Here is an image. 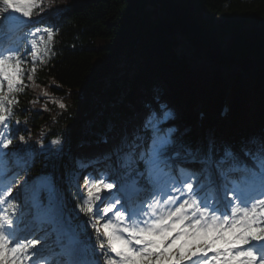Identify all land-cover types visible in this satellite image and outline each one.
I'll return each mask as SVG.
<instances>
[{
  "label": "snow or ice",
  "instance_id": "6c2138e0",
  "mask_svg": "<svg viewBox=\"0 0 264 264\" xmlns=\"http://www.w3.org/2000/svg\"><path fill=\"white\" fill-rule=\"evenodd\" d=\"M38 2L0 0V45L8 30L25 33L28 44L0 47V264H264V133L219 146L209 141L207 149L193 147L164 126L172 113L155 103L110 151L79 158L81 168L92 159L113 161L111 169L84 178L86 192L76 208L88 217L86 238L68 226L64 192L54 175L33 181L34 214L25 221L12 195L19 174L10 173L13 164H26L18 153L30 146L23 135L17 139L13 124L20 122L12 118L27 86L25 77L32 82L37 64L55 55V25L31 26ZM50 143L61 147L41 148L58 159L63 144L55 139ZM194 164L200 167H190ZM69 176L78 181L75 169ZM28 184L25 179L24 187ZM36 224L51 225V231L36 234L29 227ZM52 235L58 250L48 251ZM201 238L205 243L192 244L185 252L189 241ZM180 240L185 243L170 251ZM217 243L223 246L214 247Z\"/></svg>",
  "mask_w": 264,
  "mask_h": 264
},
{
  "label": "trees",
  "instance_id": "16d2710c",
  "mask_svg": "<svg viewBox=\"0 0 264 264\" xmlns=\"http://www.w3.org/2000/svg\"><path fill=\"white\" fill-rule=\"evenodd\" d=\"M55 10L57 16L48 19L58 30L55 55L37 67L32 82L26 78L31 87L15 108L16 132L31 136L29 146L43 126L67 133L74 143L95 105L125 97L120 114L126 116L147 107L163 88L179 110L184 129L178 138L184 143L204 148L209 141L219 146L264 133V0H45L43 11ZM230 76L231 124L219 121L217 113ZM38 86L53 91L66 107L52 105L40 114L33 94ZM205 93H211L205 139L197 142L193 104ZM22 153L27 158L28 151ZM65 160H59L62 166ZM42 162L36 155L29 177Z\"/></svg>",
  "mask_w": 264,
  "mask_h": 264
},
{
  "label": "rangeland",
  "instance_id": "374dc122",
  "mask_svg": "<svg viewBox=\"0 0 264 264\" xmlns=\"http://www.w3.org/2000/svg\"><path fill=\"white\" fill-rule=\"evenodd\" d=\"M172 110H173V112H172V115H173V116H174V114H175V115L178 114V111H179V110H177V109H175V108H173ZM171 117H172V116H171ZM172 118H173L174 121H169V123H171V124L173 125V127L175 128V131H176V132L180 133V132L183 130V127L179 124V122H177V121L175 120V118H177L176 116H174V117H172ZM12 195H13L14 197H16V198L19 197V196H18V193H17L16 190L13 191Z\"/></svg>",
  "mask_w": 264,
  "mask_h": 264
}]
</instances>
